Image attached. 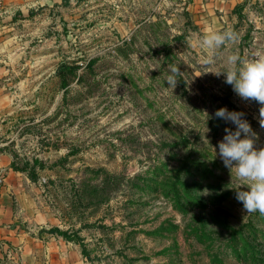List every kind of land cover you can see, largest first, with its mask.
<instances>
[{"label":"rangeland","instance_id":"rangeland-1","mask_svg":"<svg viewBox=\"0 0 264 264\" xmlns=\"http://www.w3.org/2000/svg\"><path fill=\"white\" fill-rule=\"evenodd\" d=\"M231 6L0 0V209L6 193L16 219L4 263L264 264L238 258L242 231L264 260V216L236 199L248 188L218 144L237 128L215 117L243 113L259 150L261 105L212 73L232 54L264 57V0ZM211 31L236 38L209 52L196 41ZM205 56L214 63L202 65ZM171 66L183 73L174 89ZM190 151L203 166L185 181L198 183L200 205L184 188L169 192L173 171L151 179L154 165L177 168Z\"/></svg>","mask_w":264,"mask_h":264},{"label":"clouds","instance_id":"clouds-1","mask_svg":"<svg viewBox=\"0 0 264 264\" xmlns=\"http://www.w3.org/2000/svg\"><path fill=\"white\" fill-rule=\"evenodd\" d=\"M235 33L232 31H211L200 37L196 44L209 52L221 48L227 43L234 42ZM239 62V64H238ZM201 63L208 66L214 63L213 56L202 57ZM227 69L223 72H212L226 77L225 83L231 85L233 91L243 100L258 102L259 124L264 128V57L252 61H242L236 54L227 57ZM179 67L171 66L170 74L165 82L169 88L174 89L178 80L182 77ZM243 113L229 112L221 108L215 112V117L225 121H231L237 130L226 128L227 133L218 144L219 156L224 166L235 172L243 184L247 185L248 191L236 192V199L242 203L243 210L247 214L259 213L264 216V148L257 150L254 147L255 133L245 120L241 119ZM241 133L244 138L241 139Z\"/></svg>","mask_w":264,"mask_h":264},{"label":"trees","instance_id":"trees-1","mask_svg":"<svg viewBox=\"0 0 264 264\" xmlns=\"http://www.w3.org/2000/svg\"><path fill=\"white\" fill-rule=\"evenodd\" d=\"M63 68H68L70 69L71 67L69 66H65L63 65ZM73 69H77L79 68V66H73ZM64 71V70H63ZM222 124L227 125L224 121L222 122ZM186 138H183V142L187 143ZM163 146L167 147V146H179L180 144L178 142H170V141H164L163 142ZM194 154L190 151L189 154L187 156H185L183 159L181 158H176L178 159L177 161L180 163L179 166L177 168H171L169 166V162L168 159L165 161H162L160 164H156L151 168V172H152V181H155V178L164 175L166 172H170L173 171V176L171 177L172 182H168V183H164V185H169L170 187V193H174V195L177 198L182 197L180 190L181 188H184V190L187 192L188 196H191V199H193V201L195 203H197L198 205L202 204V200H200L198 197L193 196L190 193V190H192L193 188L198 186V183H190L187 184L185 181V178L194 175V171L192 169H200V166L202 165V162L195 160L194 158H192ZM204 173V172H203ZM217 200H220V197H217ZM55 231H60L58 228H55ZM253 237L254 238H258V231L257 230H253ZM236 233V232H235ZM241 237H244V245L242 246V251L243 253L238 255L239 259H243L246 262H253V263H263V259L259 256L256 255V250L254 248V245L251 244V242L243 235L242 231H238L237 232V236L235 237L236 240H239Z\"/></svg>","mask_w":264,"mask_h":264},{"label":"crops","instance_id":"crops-1","mask_svg":"<svg viewBox=\"0 0 264 264\" xmlns=\"http://www.w3.org/2000/svg\"><path fill=\"white\" fill-rule=\"evenodd\" d=\"M217 3L227 4L228 6L234 7L237 4H241L244 0H216ZM226 7V6H225ZM3 163V162H2ZM3 194V205L0 209V264H7L1 260V255H3V251L5 249L4 243L7 240H15L16 232L12 228L9 227L8 222L16 220L14 213V202L9 195ZM4 245V246H2Z\"/></svg>","mask_w":264,"mask_h":264}]
</instances>
